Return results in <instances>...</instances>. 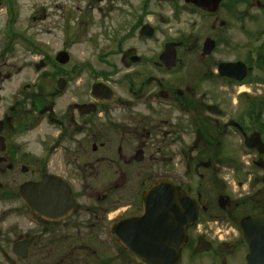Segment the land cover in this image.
<instances>
[{
    "label": "flooded vegetation",
    "instance_id": "obj_1",
    "mask_svg": "<svg viewBox=\"0 0 264 264\" xmlns=\"http://www.w3.org/2000/svg\"><path fill=\"white\" fill-rule=\"evenodd\" d=\"M13 1L0 0V260L139 264L125 241L131 231L118 237L114 228L142 215L144 193L163 181L198 210L180 264L208 254L244 261L243 220L264 216V0H91L103 31H120L110 52L118 59L65 52L64 62L56 59L64 51L49 56L15 30ZM159 5L168 14L158 17ZM46 19L44 32L55 30ZM163 29L155 51L140 46ZM19 52L38 59L18 61ZM173 160L183 169L176 182L159 173ZM223 163L231 179L218 181ZM212 173L219 186L206 193ZM214 226L225 230L208 238ZM94 233L103 252L89 242Z\"/></svg>",
    "mask_w": 264,
    "mask_h": 264
},
{
    "label": "rangeland",
    "instance_id": "obj_2",
    "mask_svg": "<svg viewBox=\"0 0 264 264\" xmlns=\"http://www.w3.org/2000/svg\"><path fill=\"white\" fill-rule=\"evenodd\" d=\"M136 1V0H134ZM14 7L11 9L13 16H14V28L16 31H23L28 37L32 43H41L47 46V54L49 56H54L59 51H64L68 53L71 56V59L81 60L86 57L94 58L97 52L99 51L104 54H108L106 59L114 60L118 59V56L116 55H110L111 51L116 49V45L119 42V32H112V30L103 31V28L106 27L105 20H101L98 17L97 10L95 9V6L91 0H14ZM156 12H158V17L161 16V14H168V8L165 5H159L154 6ZM55 14V16H54ZM47 16L46 23H50L52 20L57 21L58 26L55 30L50 29L47 32H44L43 29V22L41 20L42 17ZM102 23V27H100V24ZM201 26V25H200ZM200 26H192V23L190 24L191 29V35L193 33H198L200 30ZM163 33H158V37L156 38V42L154 41H147L143 44H140L143 49L152 50V48L155 49L160 47L161 45V39L164 37H167V31L162 30ZM135 40L126 41V47L130 44H136L134 43ZM139 45V44H138ZM150 50V51H151ZM148 51V52H150ZM17 60L21 61L24 58V61L26 59H30L31 61H34L37 58V56L32 55L29 57L27 54L24 55L21 54V52L16 53ZM15 62V65L20 64V62ZM22 64V63H21ZM16 67V66H15ZM17 78V77H16ZM30 85L31 90L36 91L38 88V84L35 82V71L31 70L30 75ZM19 81V80H18ZM15 84V83H14ZM118 90L119 91H126L120 90V84L117 83ZM71 90H69L70 92ZM256 92V91H255ZM253 91V93H255ZM260 92V90H259ZM229 99V98H228ZM232 100V99H231ZM236 100V99H235ZM230 106L233 108V104H230ZM230 110V109H229ZM38 132H35L30 135V139L32 140H38ZM225 154V152H224ZM175 160H173L169 164L165 165H159V173L162 175L160 177H169L172 179V181L176 182L181 178L183 169H180L179 163L175 164ZM222 174H217V179L219 181L220 177H223L224 174H228L229 178L233 171L231 164H222ZM237 169V168H236ZM236 169H234V172H236ZM180 170V173H179ZM251 172L257 173L256 170L250 169ZM163 172V173H161ZM237 175V174H236ZM192 178L191 180V187L193 190L200 187L198 186V183L200 182L197 177L190 176ZM231 179V178H230ZM214 179L213 173L209 175L206 180L203 181L206 193H209L208 191H214L218 188L219 182ZM3 207H0V214L3 212ZM118 218L121 214L120 211L116 214ZM115 213L112 214V217L116 216ZM17 217H9L3 222V229H4V235L7 237V234L11 233L8 232L10 228H12L19 220H17ZM18 225H21L19 222ZM212 230L208 231L207 237L210 238L211 236L214 238L216 236H221L223 231L225 229H217L215 226L212 227ZM19 228L17 229V231ZM221 234V235H220ZM11 236V234H9ZM10 239V237L8 236ZM90 244L95 248L97 252H103L104 249L100 248L98 244V238L96 237V234L94 233L92 237L89 239ZM82 254L79 253V257H81ZM98 262L103 261H94L92 259H87L84 261H80V264H97ZM243 258L240 255H235L229 259H227V264H242ZM0 264H4L0 260ZM18 264H24V261H18ZM111 264H118V262H114ZM187 264H219L217 260H213L211 254L205 255L204 257H198L193 260H189Z\"/></svg>",
    "mask_w": 264,
    "mask_h": 264
},
{
    "label": "water",
    "instance_id": "obj_3",
    "mask_svg": "<svg viewBox=\"0 0 264 264\" xmlns=\"http://www.w3.org/2000/svg\"><path fill=\"white\" fill-rule=\"evenodd\" d=\"M165 54L173 59L168 45ZM56 59L64 62L68 56L59 52ZM143 204V214L118 224L116 235L131 231L125 232V241L139 264H180L186 228L197 219L195 202L170 183L159 182L144 193ZM243 240L245 264H264V216L243 220Z\"/></svg>",
    "mask_w": 264,
    "mask_h": 264
}]
</instances>
